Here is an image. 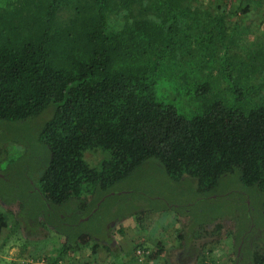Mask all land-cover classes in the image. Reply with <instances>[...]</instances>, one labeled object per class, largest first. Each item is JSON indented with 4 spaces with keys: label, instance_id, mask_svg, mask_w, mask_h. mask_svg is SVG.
<instances>
[{
    "label": "trees",
    "instance_id": "trees-1",
    "mask_svg": "<svg viewBox=\"0 0 264 264\" xmlns=\"http://www.w3.org/2000/svg\"><path fill=\"white\" fill-rule=\"evenodd\" d=\"M236 1L0 0V252L19 247L27 259L33 248L52 256L49 264H92L75 259L92 241L91 255L109 252L94 241L99 227L70 230L147 172L189 186L198 202L153 195L155 207L112 208L100 233L118 222L123 238L125 219L141 231L151 212L171 211L175 224L191 218L180 245L210 233L214 248L226 231L235 246L227 264H264V41L241 27L251 7ZM49 109L31 139L16 134ZM88 152L104 157L90 165ZM228 179L237 188H226ZM222 198V213L200 203ZM165 250L158 244L145 262Z\"/></svg>",
    "mask_w": 264,
    "mask_h": 264
},
{
    "label": "rangeland",
    "instance_id": "rangeland-1",
    "mask_svg": "<svg viewBox=\"0 0 264 264\" xmlns=\"http://www.w3.org/2000/svg\"><path fill=\"white\" fill-rule=\"evenodd\" d=\"M210 1L211 0H203L204 3ZM242 1L243 3L245 2L249 4V6L251 7V13L247 17V19L244 18L242 22L240 20L241 27L251 26L253 28L254 35L256 36V34H258L257 39L259 41H264V25H260L261 18L264 14V2L263 7H260V4H258L256 0ZM237 2L238 0L235 2V5H237ZM257 25H259V27H257ZM216 95L218 97H222V93L220 91H218ZM178 100H180V108L182 110H185L186 107L190 106V104L187 103V98L183 96L180 98L179 96ZM51 115L52 109H49L48 111L42 113L40 116L32 120V123L30 124L31 126L23 124L20 128L15 127L16 134L23 137L24 139H31L32 135L41 129L44 122L47 121L51 117ZM19 131H21L22 134H19ZM18 135L15 136L18 137ZM15 148L16 145L8 147V158H10V156H13L12 153H16L14 152ZM103 157L104 156L98 153L88 152L85 154V160L90 165L99 164ZM5 162L6 161L0 162V169H5ZM230 179L233 180L232 178ZM227 182L230 184H228L226 188H237L236 183H231L229 179L227 180ZM225 190L226 189H224V191ZM240 191H242L243 193L246 190ZM113 194L114 196L105 204L103 210L98 216L93 217L91 220H89L88 217L81 218L79 221L80 223L75 224L73 226V229L70 230L73 234L71 232L69 233L73 236H78L82 232H88L89 230H94L95 227H99V229L94 233L95 235L98 234L94 236V241L107 246L110 249L109 252H107V254L104 256L91 255L90 248L92 244H94V242L92 241L90 244L85 246L82 251L78 252V255H76L77 258L75 260H92V264H109V261L111 260L114 261H111L113 263L110 264H119L117 260H126L125 262H127V264H147V262H145L146 254L144 253L147 251L149 255V252H153V250L157 249L158 244H161L163 245V248L166 249L165 254L152 259V264H210L212 260L214 261V264H227L226 259L232 254L235 246L231 244L227 236L222 235L219 243L215 245L214 248H212L209 245V242L211 240L209 237L211 236L210 233L208 236H206V241L203 242L205 247L202 248L203 250L198 254L199 259H201L202 261L191 260L186 254L182 256L180 260L177 259V256L180 252L178 251V249H180L179 234H181V231L183 230L181 226L186 224L191 219L188 215H183V217L179 219V225L175 224V219L177 216L171 211H169V213H166L165 215L159 214L157 212H151L148 215L147 219L144 221L141 231L136 230L134 228L133 221L127 218L125 219L123 227V238L120 237L118 233V222L111 224L110 230L106 232L107 234L103 232L100 233L103 228L102 222L111 220L110 217L112 216L113 211L118 210L121 213L127 214L131 210L135 209V201H140L143 205L142 208H147L148 206L155 207V201H148V199L154 196L156 198L166 199L168 201L174 200L177 204H184L185 202H193L194 204L197 203L198 201L196 200V197H194V195H191L192 193L189 186H178L176 183H173V186L168 185L162 176L158 174L156 176V174L153 175L151 173L148 176L147 172H143L141 173V176L132 178L130 181L118 185L114 189ZM212 196L213 198L215 197L214 195ZM202 202H204V204ZM200 203H202L201 205H204V207H207L210 215L219 212L222 213L225 210V206L228 204L224 198L218 199L217 201L201 200ZM157 205L160 206V204ZM112 208H114L113 211H111ZM189 209L193 215L194 213L192 211V208ZM110 212H112L111 215ZM199 216L200 211L197 212V214L195 213L194 218L196 221L198 220V218H200ZM11 223L12 220L10 222L9 219V225ZM213 227L214 225H212V228ZM212 228H210V230H207L211 232ZM262 235H264V233ZM48 243L37 242L32 246L34 248H38V246L36 245H41L40 247H43L45 244L48 245ZM54 243L57 245L58 241H54ZM138 244H144V247L147 250L144 251V249H137L134 252V246H137ZM32 249L33 248L28 251L29 253L27 259L23 258L24 252L19 247H11L9 249H6L0 252V264H49V260L52 259V256L48 255V253L45 252L43 256L36 257L39 250L36 251V249ZM138 253H143L144 255L137 256ZM204 255L205 259L203 258ZM72 264H75V261Z\"/></svg>",
    "mask_w": 264,
    "mask_h": 264
},
{
    "label": "flooded vegetation",
    "instance_id": "flooded-vegetation-1",
    "mask_svg": "<svg viewBox=\"0 0 264 264\" xmlns=\"http://www.w3.org/2000/svg\"><path fill=\"white\" fill-rule=\"evenodd\" d=\"M214 198H216V197H214ZM234 212V215H237L238 213H241V211L240 210H234L233 211ZM250 218L252 219V217L250 216ZM234 218L233 219H230V220H228V219H225L224 220V226H223V228L224 229H227V228H229L230 227V224H232V223H234ZM212 225H215L214 223L212 224V223H206V229H209L210 230V228H212ZM211 226V227H210ZM190 231V230H189ZM183 233H185V231L183 232ZM199 233V232H198ZM223 236H227L228 237V239H229V235L227 234V232L225 231L224 233H223ZM188 237H189V240L188 239H185V240H183L182 242V244L180 245V249H178V251H180L179 252V254H178V260H180L181 258H182V256H184L185 254L191 259V260H201V259H199V256H198V254L201 252V248H200V245L201 244H203L204 245V243L203 242H205L206 241V235L205 236H202V238L201 239H194L193 238V236L192 235H188ZM229 241L231 242V244H232V240L231 239H229ZM242 243V242H241ZM233 245V244H232ZM177 250V249H176ZM175 250V251H176ZM240 250H241V248H240V246L239 247H237V253H236V255L237 256H239V258H238V260H241L242 261V256H241V254H240ZM177 253V252H176ZM232 254H233V252H232ZM232 254L230 255L231 257H232ZM198 257V258H197ZM229 257V256H228ZM227 260V259H226ZM248 263H250V261H248ZM238 264V263H237Z\"/></svg>",
    "mask_w": 264,
    "mask_h": 264
},
{
    "label": "crops",
    "instance_id": "crops-1",
    "mask_svg": "<svg viewBox=\"0 0 264 264\" xmlns=\"http://www.w3.org/2000/svg\"><path fill=\"white\" fill-rule=\"evenodd\" d=\"M106 261H108V260H106ZM111 261H113V260H111ZM111 261H109V264H110V263H113V262H111ZM125 261H126V260H123L121 264H127V262H125Z\"/></svg>",
    "mask_w": 264,
    "mask_h": 264
},
{
    "label": "built area",
    "instance_id": "built-area-1",
    "mask_svg": "<svg viewBox=\"0 0 264 264\" xmlns=\"http://www.w3.org/2000/svg\"><path fill=\"white\" fill-rule=\"evenodd\" d=\"M144 254L148 255V252H145ZM144 254L143 253H138L137 256H142Z\"/></svg>",
    "mask_w": 264,
    "mask_h": 264
},
{
    "label": "water",
    "instance_id": "water-1",
    "mask_svg": "<svg viewBox=\"0 0 264 264\" xmlns=\"http://www.w3.org/2000/svg\"><path fill=\"white\" fill-rule=\"evenodd\" d=\"M87 220V219H86Z\"/></svg>",
    "mask_w": 264,
    "mask_h": 264
}]
</instances>
